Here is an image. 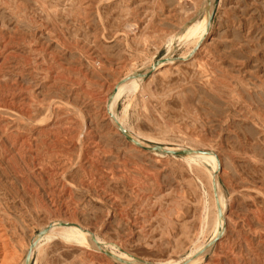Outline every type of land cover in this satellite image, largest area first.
Returning <instances> with one entry per match:
<instances>
[{"label": "rangeland", "instance_id": "1", "mask_svg": "<svg viewBox=\"0 0 264 264\" xmlns=\"http://www.w3.org/2000/svg\"><path fill=\"white\" fill-rule=\"evenodd\" d=\"M107 111L149 145L218 156L224 229L203 252L211 162L137 147ZM54 219L132 259L38 237ZM34 239L30 264H264V0H0V264Z\"/></svg>", "mask_w": 264, "mask_h": 264}, {"label": "bare ground", "instance_id": "2", "mask_svg": "<svg viewBox=\"0 0 264 264\" xmlns=\"http://www.w3.org/2000/svg\"><path fill=\"white\" fill-rule=\"evenodd\" d=\"M197 27H198L197 26V22H192L178 37L181 40H183L184 38H186L187 36H189L190 34L195 32ZM206 29H208V22H206ZM203 30H201L196 35V38L194 40L195 42L198 43V42L201 41V39L204 38V32L205 31H203ZM199 46H200V43L196 44L192 48V50L189 52V54L187 56H189V55L191 56V54H193L195 52V50H197L199 48ZM187 56H186V58H187ZM182 59H185V58H182ZM160 60H162V58H160L159 61ZM155 62H153L150 66L154 65ZM156 64H155L154 69H153L152 72H154L155 70H157L158 68L161 67L160 65H156ZM148 69H149V67L147 69H144V71H141L142 73L139 76L136 75V72H135L134 74H132V75L126 77V78H122L120 80V82H124V81H127V80H129L131 78H135V77L138 76L136 78V80H135V83L133 82V85H131V83L129 85H126V83H125V86H126L125 87V92H132V91L136 90L138 88V84L140 83L141 79L143 78L145 73L148 71ZM114 92H115V88L112 90L111 95L108 98V100L112 99V97L114 95ZM120 93H121V91L117 92V94H115L116 97H118L120 95ZM107 113H108V118H109L110 122L114 126V129L118 130V132H120L119 126L123 127V122L121 120L116 119L114 117V115L110 111H107ZM128 134L134 140L138 141L139 144H142L145 147L149 146V144H148L149 141L146 142L144 140H141L142 138L140 139V137L134 136V135L130 134V132H128ZM131 143H133V142H131ZM164 148L167 149V150H183V149H179V148H170V147H166V146H164ZM186 150H189L187 155L196 156V157H186V159L188 161H190V162H199V160H200L199 158H207L206 160L210 161L211 164H212V170H213L212 172H213V174H210V177H209V191H210L211 204H212V206L215 207L217 212H216V216H215V218L213 220V233H212L211 237L208 240V241H210V240H212V239H214L216 237L219 238L220 235L223 233V232L221 233L222 229H224V222H223V217L225 216L224 215V209H225L224 198H223V195L221 194V192L219 190L218 183H217L216 176H215V173H217L219 171V169H220V161H219L218 156L216 154H214L216 160L212 158V156H211L212 152L210 150H195V149H192V148L186 149ZM202 151H210V152L209 153H203ZM213 183H215V185H216L215 189L213 187ZM45 228H47V230L44 233L40 234V235L38 234V237L42 236L43 234H45L49 230L48 235L46 236L47 239H50L52 237H57V238H60L61 240L66 241V243L69 242V243H75V244H79V245H84V246H87V247L88 246L89 247L90 246L96 247L101 252V254L103 256H105L110 261H115L116 260V261H120V262H123V263H128L132 259V258L124 257V256H115L110 251V249H108V247L104 244V242L96 235V233H91L87 228L81 226L77 222L66 221V220H57V219L55 220L54 219V220L50 221L48 224H46L45 227H43L40 231L44 230ZM39 240H40V238L37 240V242ZM42 242L43 241H40L39 243L35 244L36 240L34 239L30 243L29 248L26 251V253H27L30 250V258L32 256V248L36 245L35 246V250H37L39 248V246L42 244ZM204 245L205 244H203L201 246V248ZM182 262L170 261L167 264H181ZM20 264H24V262L20 263Z\"/></svg>", "mask_w": 264, "mask_h": 264}, {"label": "water", "instance_id": "3", "mask_svg": "<svg viewBox=\"0 0 264 264\" xmlns=\"http://www.w3.org/2000/svg\"><path fill=\"white\" fill-rule=\"evenodd\" d=\"M214 4H215V0H214ZM210 18V16H209ZM159 61L156 60V62L154 63V65L150 66L148 71L145 73V75H148V74H151L153 69H154V66L155 64ZM141 71H137L136 72V75H141ZM119 130H120V133L130 142H133L134 144H136L138 147H143L147 150H155V151H160V152H164L166 154H179V155H182V154H187L189 152V150H186V149H183V150H167L165 149L164 147H162L161 145H158V144H152V145H149L148 147H145L144 145L142 144H139L138 141L134 140L129 134L128 132L121 126H119ZM203 153H209L210 151H202ZM213 187L215 189L216 185L215 183H213ZM47 230V228H45L44 230L40 231L38 234H42L44 233L45 231ZM218 240V237L208 241L200 250H198L196 252V254H199L201 252H203L207 247H209L210 245H212L214 242H216ZM195 254V255H196ZM137 261L143 263V264H150V263H147L146 261H144L143 259L141 258H135ZM24 264H30V250L26 253L25 255V258H24ZM182 264H185V262H182Z\"/></svg>", "mask_w": 264, "mask_h": 264}]
</instances>
